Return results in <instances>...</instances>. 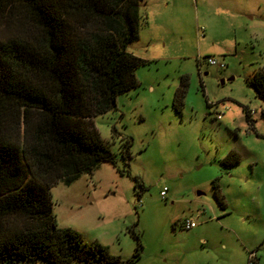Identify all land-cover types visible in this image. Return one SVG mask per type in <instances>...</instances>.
I'll use <instances>...</instances> for the list:
<instances>
[{"label":"rangeland","instance_id":"374dc122","mask_svg":"<svg viewBox=\"0 0 264 264\" xmlns=\"http://www.w3.org/2000/svg\"><path fill=\"white\" fill-rule=\"evenodd\" d=\"M138 23V86L93 120L115 161L50 189L58 226L121 264H264V101L247 83L264 0H142Z\"/></svg>","mask_w":264,"mask_h":264},{"label":"trees","instance_id":"16d2710c","mask_svg":"<svg viewBox=\"0 0 264 264\" xmlns=\"http://www.w3.org/2000/svg\"><path fill=\"white\" fill-rule=\"evenodd\" d=\"M141 1L0 0V264L122 263L58 226L50 189L115 161L93 120L138 86ZM247 83L264 101V72Z\"/></svg>","mask_w":264,"mask_h":264},{"label":"built area","instance_id":"2783aa9c","mask_svg":"<svg viewBox=\"0 0 264 264\" xmlns=\"http://www.w3.org/2000/svg\"><path fill=\"white\" fill-rule=\"evenodd\" d=\"M207 63L210 64V65H214L215 64V61L213 59H208L207 60ZM166 192V188H164L163 190L160 191V196L161 197H164L165 196V193ZM196 226V224L194 223V221H192L191 219H186L183 223V227L185 229H192Z\"/></svg>","mask_w":264,"mask_h":264}]
</instances>
